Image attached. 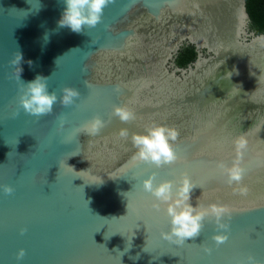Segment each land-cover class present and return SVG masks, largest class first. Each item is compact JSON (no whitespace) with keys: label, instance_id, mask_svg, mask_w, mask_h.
<instances>
[{"label":"water","instance_id":"1","mask_svg":"<svg viewBox=\"0 0 264 264\" xmlns=\"http://www.w3.org/2000/svg\"><path fill=\"white\" fill-rule=\"evenodd\" d=\"M63 8L0 0V185L13 189L0 191V264H264V34L251 28L247 0H115L80 34L58 26ZM188 48L196 58L181 67ZM17 52L22 81L48 77L58 97L74 88L75 104L24 113ZM96 116L103 128L84 133ZM156 126L178 132L177 161L134 164L131 136ZM237 160L241 178L230 181ZM153 172L157 184L187 173L192 206L229 208V232L206 218L182 247L161 239L169 218L142 188ZM217 234L229 238L217 245Z\"/></svg>","mask_w":264,"mask_h":264},{"label":"clouds","instance_id":"2","mask_svg":"<svg viewBox=\"0 0 264 264\" xmlns=\"http://www.w3.org/2000/svg\"><path fill=\"white\" fill-rule=\"evenodd\" d=\"M115 0H63V11L58 20V26L68 28L71 32L80 34L85 29L95 28L102 21L104 9ZM23 56L17 52L10 61L13 70V77L18 82L20 95L18 98L19 108L24 113L35 116H47L53 114V106L59 102L63 107L73 106L79 98L78 90L71 87L61 89V95L58 97L55 91H49V78L37 75L33 80L24 82L21 80L22 68L19 66ZM31 65V61L28 62ZM113 114L121 121H129L132 114L121 107H116ZM18 112L12 113V118L18 116ZM59 126L64 128L67 123L66 118L61 115L58 117ZM104 126L101 117H93L89 122L83 125L82 131L88 135H96ZM178 132L174 128L166 126H156L149 128L146 134H133L131 141L137 151L132 156L134 164H145L161 168L163 166L174 164L178 157L174 151L175 142ZM120 136L127 138V130H121ZM245 148L243 138L236 141V150L239 154ZM230 181H238L241 178L242 169L240 162L237 160L230 168L225 169ZM156 173L153 172L147 179L142 181L144 192L149 193L155 201L152 208L160 211L161 205L169 218V230L161 233V239L182 247L187 240L195 239L203 230L204 221L210 219L217 231L227 233L230 230V224L224 222L225 218H230V209L217 204H210L207 208L193 207L190 203L191 192L197 186L187 173H182L179 180H171L155 183ZM175 189V190H174ZM0 191L5 195H10L13 189L7 185H0ZM128 208V205H127ZM228 235L217 234L212 240L217 244H223L228 240ZM206 254H211L212 249L204 247ZM24 251L21 250L17 260L23 258ZM247 264H256L253 257H248Z\"/></svg>","mask_w":264,"mask_h":264},{"label":"trees","instance_id":"3","mask_svg":"<svg viewBox=\"0 0 264 264\" xmlns=\"http://www.w3.org/2000/svg\"><path fill=\"white\" fill-rule=\"evenodd\" d=\"M247 7L252 19L251 28L257 34H264V0H247ZM195 58L196 53L193 48L184 49L178 58V64L186 67Z\"/></svg>","mask_w":264,"mask_h":264}]
</instances>
